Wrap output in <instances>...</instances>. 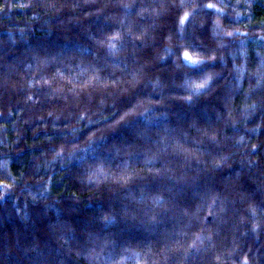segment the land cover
Here are the masks:
<instances>
[{
  "label": "trees",
  "instance_id": "16d2710c",
  "mask_svg": "<svg viewBox=\"0 0 264 264\" xmlns=\"http://www.w3.org/2000/svg\"><path fill=\"white\" fill-rule=\"evenodd\" d=\"M0 253L264 264V0H0Z\"/></svg>",
  "mask_w": 264,
  "mask_h": 264
},
{
  "label": "snow or ice",
  "instance_id": "6c2138e0",
  "mask_svg": "<svg viewBox=\"0 0 264 264\" xmlns=\"http://www.w3.org/2000/svg\"><path fill=\"white\" fill-rule=\"evenodd\" d=\"M209 7H212V5H209ZM184 56H185L186 60H188L189 62H191L194 65L199 64V63H203V61L193 60L192 57L187 52L184 53ZM201 87H202V85H201Z\"/></svg>",
  "mask_w": 264,
  "mask_h": 264
},
{
  "label": "rangeland",
  "instance_id": "374dc122",
  "mask_svg": "<svg viewBox=\"0 0 264 264\" xmlns=\"http://www.w3.org/2000/svg\"><path fill=\"white\" fill-rule=\"evenodd\" d=\"M4 253V252H3ZM0 256H1V253H0ZM4 257V256H3Z\"/></svg>",
  "mask_w": 264,
  "mask_h": 264
}]
</instances>
